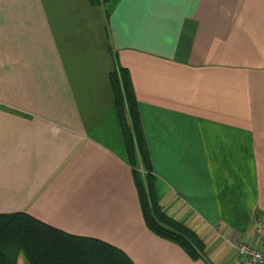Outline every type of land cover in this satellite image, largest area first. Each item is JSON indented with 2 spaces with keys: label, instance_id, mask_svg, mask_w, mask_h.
Instances as JSON below:
<instances>
[{
  "label": "crops",
  "instance_id": "crops-1",
  "mask_svg": "<svg viewBox=\"0 0 264 264\" xmlns=\"http://www.w3.org/2000/svg\"><path fill=\"white\" fill-rule=\"evenodd\" d=\"M117 66L157 200L210 263L144 223L109 83ZM12 212L135 264H250L232 241L264 250V0H0V213Z\"/></svg>",
  "mask_w": 264,
  "mask_h": 264
},
{
  "label": "trees",
  "instance_id": "trees-1",
  "mask_svg": "<svg viewBox=\"0 0 264 264\" xmlns=\"http://www.w3.org/2000/svg\"><path fill=\"white\" fill-rule=\"evenodd\" d=\"M89 1L95 5L104 0ZM109 83L146 227L158 237L178 245L191 259L210 263L201 236L168 215L157 200L128 69L114 68L109 73ZM139 164L144 174L138 170ZM19 254L27 264H135L121 248L106 241L66 232L25 212L0 213V264H15Z\"/></svg>",
  "mask_w": 264,
  "mask_h": 264
},
{
  "label": "built area",
  "instance_id": "built-area-1",
  "mask_svg": "<svg viewBox=\"0 0 264 264\" xmlns=\"http://www.w3.org/2000/svg\"><path fill=\"white\" fill-rule=\"evenodd\" d=\"M257 240L264 244V220L257 219L254 227ZM235 255L237 257L247 260L250 264H264V250L255 245L239 242L237 240L232 241Z\"/></svg>",
  "mask_w": 264,
  "mask_h": 264
},
{
  "label": "rangeland",
  "instance_id": "rangeland-1",
  "mask_svg": "<svg viewBox=\"0 0 264 264\" xmlns=\"http://www.w3.org/2000/svg\"><path fill=\"white\" fill-rule=\"evenodd\" d=\"M187 255V254H186ZM188 256V255H187ZM189 257V256H188ZM190 258V257H189ZM193 260V259H192ZM15 264H27V262L25 261L24 257L22 256V254H19L16 258V263Z\"/></svg>",
  "mask_w": 264,
  "mask_h": 264
}]
</instances>
